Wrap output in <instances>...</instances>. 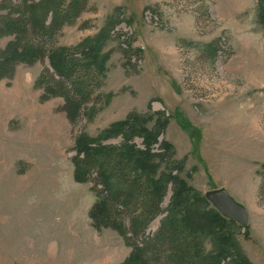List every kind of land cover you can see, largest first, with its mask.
I'll return each instance as SVG.
<instances>
[{
  "label": "rangeland",
  "instance_id": "rangeland-1",
  "mask_svg": "<svg viewBox=\"0 0 264 264\" xmlns=\"http://www.w3.org/2000/svg\"><path fill=\"white\" fill-rule=\"evenodd\" d=\"M259 1L87 0L79 17L44 49L68 53L75 62V78L86 93L81 102L74 98L77 111L63 97L44 98L36 86L44 72L51 77L49 88L66 84L53 74L47 58L1 69L0 264L127 260L131 248L121 231L131 243L144 238L130 234L133 221L120 205L111 203L109 217L94 224L91 211L109 196L94 173L90 181L77 182L72 159L80 140L123 146L121 136L107 137L133 115L151 117L149 130L158 120L166 121L152 152L163 153L166 143L172 157L161 155L166 159L159 160L158 175L176 176L173 162L179 164V177L196 197L223 189L248 213L245 226L225 222L205 235L202 260L217 255L213 238L228 232L233 241L229 259L264 264V200L257 191L264 164ZM13 40L0 39V51ZM70 87L69 97L74 94ZM132 144L144 149L142 137H134ZM93 189L102 191L99 198ZM171 195L168 183L162 210ZM204 210L214 208L207 204ZM165 216L147 226L145 238L156 233Z\"/></svg>",
  "mask_w": 264,
  "mask_h": 264
},
{
  "label": "trees",
  "instance_id": "trees-1",
  "mask_svg": "<svg viewBox=\"0 0 264 264\" xmlns=\"http://www.w3.org/2000/svg\"><path fill=\"white\" fill-rule=\"evenodd\" d=\"M86 2L87 0H19L20 4L14 5L9 0H2L0 12L7 13L0 16V39L13 37L14 40L0 51V79L5 76L4 70L15 63L30 66L38 62L43 63L47 58L53 74L65 80L66 84L56 83V86L52 87H57L56 92L47 85V80H51V77L44 72L36 86L44 90V98L63 97L68 106L76 109L75 111L79 110L78 103L86 99V93L83 89L85 86L79 78H75V62L68 58V53L58 54L44 49L62 27L72 24L79 17L85 10ZM258 9L264 24V0L259 1ZM68 84L71 86L69 90L74 91L70 97L66 92ZM75 97L79 101H75ZM151 120V117L145 115H133L129 117V121L114 126L107 138L121 136L123 146L80 140L74 147L76 156L72 163L75 180L90 181L94 173L99 185L109 196L106 197L107 200L100 199L91 211L94 224L102 223L109 217L111 203L120 205L127 211V216L131 218V224L134 226L130 234L134 238L139 236L144 239L138 244H132L128 234L121 231L120 234L131 248L129 257L122 264H247L245 260L235 257L229 259L227 256L228 247L233 244L228 232L213 238L219 245L217 255L209 260H202L205 235L209 231L213 232L216 227H225L234 222L222 218L215 209L209 212L204 210L209 203L205 198L196 197L193 189L179 177L182 173L181 165L173 162L176 176H166L165 173L158 175L157 171L161 166L159 160L162 161L167 156L171 158L172 147L163 143V153L152 152L166 121L158 120L154 128L149 130ZM134 137L143 138L144 149L135 148L132 144ZM261 169L259 176L262 178L257 190L260 202L264 200V164ZM168 183L172 186V195L166 210H162L161 204ZM93 191L99 198L102 191ZM164 214L166 216L156 233L145 238L147 226L157 216Z\"/></svg>",
  "mask_w": 264,
  "mask_h": 264
},
{
  "label": "water",
  "instance_id": "water-1",
  "mask_svg": "<svg viewBox=\"0 0 264 264\" xmlns=\"http://www.w3.org/2000/svg\"><path fill=\"white\" fill-rule=\"evenodd\" d=\"M205 200L220 214L221 217L245 226L248 222L246 209L235 202L223 189L208 191L204 195Z\"/></svg>",
  "mask_w": 264,
  "mask_h": 264
}]
</instances>
